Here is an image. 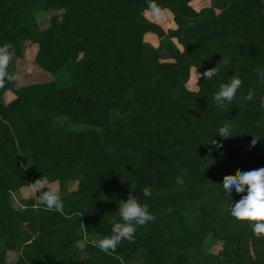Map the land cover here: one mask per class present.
Wrapping results in <instances>:
<instances>
[{
    "label": "trees",
    "instance_id": "trees-1",
    "mask_svg": "<svg viewBox=\"0 0 264 264\" xmlns=\"http://www.w3.org/2000/svg\"><path fill=\"white\" fill-rule=\"evenodd\" d=\"M39 11L53 13L44 28ZM3 43L15 79L0 85V264H264V233L229 214L220 184L264 166V0H0ZM26 47L52 78L19 82ZM232 77L220 108L212 94ZM221 125L232 136L214 137ZM37 178L57 183L63 215L38 192L14 207ZM129 194L156 220L103 252Z\"/></svg>",
    "mask_w": 264,
    "mask_h": 264
},
{
    "label": "clouds",
    "instance_id": "clouds-1",
    "mask_svg": "<svg viewBox=\"0 0 264 264\" xmlns=\"http://www.w3.org/2000/svg\"><path fill=\"white\" fill-rule=\"evenodd\" d=\"M149 8L156 14L159 12V7L154 2L149 4ZM14 54V48L11 43L0 44V85L5 81L15 79V74L8 71L9 61ZM217 74V68L212 67L200 73L203 79L211 80ZM255 77L258 80L264 81V70H257ZM241 80L239 77H232L227 82L221 83L218 89L212 94V101L223 108L225 103H230L240 89ZM253 93L251 91L243 98L247 102H251ZM228 138L232 136L231 128L227 125H221L217 128V134L214 137ZM253 136V135H252ZM211 138L207 143L213 146L220 147L219 142ZM253 136L250 145H255L256 138ZM178 184L183 185L184 180L178 176L176 178ZM36 188V204L43 206L45 210L55 211L63 215V201L59 197L54 188L45 189L43 181L37 178L34 182ZM224 194L232 201L229 214L238 220L255 221L252 229L255 233H264V166L242 170L236 173L235 177L225 175L220 183ZM241 194L239 199L233 201L232 194ZM142 195L149 197L152 195L150 187L143 188ZM119 204L113 213V221L109 234L104 235L96 241L95 246L101 251L110 253L115 251L121 241H132L137 227L144 226L149 222L155 221L156 216L149 211L147 204H142L138 201L135 195L129 194L125 199L119 200ZM118 218V219H116Z\"/></svg>",
    "mask_w": 264,
    "mask_h": 264
},
{
    "label": "rangeland",
    "instance_id": "rangeland-1",
    "mask_svg": "<svg viewBox=\"0 0 264 264\" xmlns=\"http://www.w3.org/2000/svg\"><path fill=\"white\" fill-rule=\"evenodd\" d=\"M53 13H46L43 11L35 12L34 16L36 19V22L38 23L40 28H44L48 26L49 24V18ZM33 52L32 48L26 47L23 51V57L17 62L16 69H17V76L19 79V82L21 84H28L32 82H38V81H46L53 76L43 71L39 66H37L33 62L32 58ZM4 101L7 102L11 99V96H2ZM43 184L48 185V188H54L58 193V186L57 183H46L44 180ZM74 184L69 185V188H73ZM36 188V185L34 183L29 184L28 186H24L18 190V192L12 197V203L14 207H20L21 205H24V201L27 200V198L31 195L35 194L34 189ZM94 240H92L93 242ZM95 242V241H94ZM220 240L218 241L217 245L212 246L208 248L209 252H217L218 248H220ZM17 254L13 252H8L6 255V261L12 262L16 259ZM141 260V256L138 257V261Z\"/></svg>",
    "mask_w": 264,
    "mask_h": 264
},
{
    "label": "water",
    "instance_id": "water-1",
    "mask_svg": "<svg viewBox=\"0 0 264 264\" xmlns=\"http://www.w3.org/2000/svg\"><path fill=\"white\" fill-rule=\"evenodd\" d=\"M24 229H26L27 227L25 225L22 226Z\"/></svg>",
    "mask_w": 264,
    "mask_h": 264
}]
</instances>
